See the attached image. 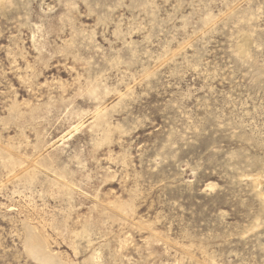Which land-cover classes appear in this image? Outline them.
Returning a JSON list of instances; mask_svg holds the SVG:
<instances>
[{
    "label": "rangeland",
    "instance_id": "374dc122",
    "mask_svg": "<svg viewBox=\"0 0 264 264\" xmlns=\"http://www.w3.org/2000/svg\"><path fill=\"white\" fill-rule=\"evenodd\" d=\"M0 264H264V0H0Z\"/></svg>",
    "mask_w": 264,
    "mask_h": 264
},
{
    "label": "bare ground",
    "instance_id": "6f19581e",
    "mask_svg": "<svg viewBox=\"0 0 264 264\" xmlns=\"http://www.w3.org/2000/svg\"><path fill=\"white\" fill-rule=\"evenodd\" d=\"M33 240H35L34 238L31 239V245H29L28 249L29 251L36 256L37 258H41V259H45V260H49V261H53V258L48 257L46 255H44V253H42V246L41 244L37 243H33ZM35 242V241H34Z\"/></svg>",
    "mask_w": 264,
    "mask_h": 264
}]
</instances>
